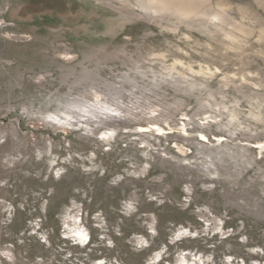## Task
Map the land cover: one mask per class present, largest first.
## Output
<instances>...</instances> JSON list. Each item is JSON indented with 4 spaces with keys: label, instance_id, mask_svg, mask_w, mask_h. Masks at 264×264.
Returning <instances> with one entry per match:
<instances>
[{
    "label": "rangeland",
    "instance_id": "1",
    "mask_svg": "<svg viewBox=\"0 0 264 264\" xmlns=\"http://www.w3.org/2000/svg\"><path fill=\"white\" fill-rule=\"evenodd\" d=\"M0 264H264V0H0Z\"/></svg>",
    "mask_w": 264,
    "mask_h": 264
},
{
    "label": "bare ground",
    "instance_id": "2",
    "mask_svg": "<svg viewBox=\"0 0 264 264\" xmlns=\"http://www.w3.org/2000/svg\"><path fill=\"white\" fill-rule=\"evenodd\" d=\"M73 227V228H71ZM67 228H68V231H69V238H74V241L76 240H79V243H82L81 246L84 245V243L86 242V240L88 239L87 235L84 233L85 231H81L80 230V225L77 226V223L74 221L72 223V221H70L68 224H67ZM67 231V232H68ZM78 242V241H77Z\"/></svg>",
    "mask_w": 264,
    "mask_h": 264
}]
</instances>
